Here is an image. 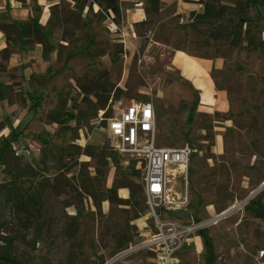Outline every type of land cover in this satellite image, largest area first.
<instances>
[{"label": "rangeland", "instance_id": "rangeland-1", "mask_svg": "<svg viewBox=\"0 0 264 264\" xmlns=\"http://www.w3.org/2000/svg\"><path fill=\"white\" fill-rule=\"evenodd\" d=\"M111 1L0 0V249L18 264H162L138 164L108 136L106 110L125 98L153 103L157 145L193 150L168 186L186 204L158 212L172 263L260 264L264 222L244 206L264 203V0H159L149 15L151 0H115L118 14ZM204 2L215 15L199 22ZM178 54L204 63L214 104ZM130 182L129 203L110 201ZM10 193L34 196L32 214ZM192 224L210 258L180 232Z\"/></svg>", "mask_w": 264, "mask_h": 264}, {"label": "built area", "instance_id": "built-area-1", "mask_svg": "<svg viewBox=\"0 0 264 264\" xmlns=\"http://www.w3.org/2000/svg\"><path fill=\"white\" fill-rule=\"evenodd\" d=\"M112 101L110 99L109 103ZM114 113L108 118V136L115 151L120 155L136 160L140 169V179L148 207L157 220L159 234L156 240L166 244L160 260L162 264H173L174 244L177 239L172 235H164L168 222L159 219V210H174L186 204L174 206L175 200L169 194V184L178 177L187 178L192 149L188 144L181 146H162L156 144V112L152 102L117 100ZM263 182L261 186H263ZM200 229L199 225H189L180 230L181 233H193ZM164 239V240H163ZM170 243V244H169ZM128 251V250H127ZM126 252L116 255L122 256ZM260 264H264V251L258 252Z\"/></svg>", "mask_w": 264, "mask_h": 264}, {"label": "trees", "instance_id": "trees-1", "mask_svg": "<svg viewBox=\"0 0 264 264\" xmlns=\"http://www.w3.org/2000/svg\"><path fill=\"white\" fill-rule=\"evenodd\" d=\"M19 1H24V0H19ZM159 5H160L159 0H151L150 8H145L146 15H149L151 13L157 12L159 10ZM203 5H204L203 14L197 17V21H199V22H206L207 18L212 17V16L215 15L214 11H213V7L210 6V4L208 2H204ZM107 8L111 9L113 11V13L118 14V7H117V4H116L115 0L111 1L110 3H108ZM244 21L245 20L242 19L240 22L242 23ZM230 36L234 37L233 39H235V40L237 38L234 30H232L230 32ZM232 41H234V40H232ZM105 106H106V101L101 103V107L104 108ZM195 109H196V103H194L191 106V110H190L188 119L192 118V114H193V111ZM105 117L106 118H110L111 117V108L110 107L107 108ZM114 187L117 188V189L121 188V187L129 188L130 189V195H129V197L127 199H119V198H117V196L115 194L113 196V198L110 199V201H114L115 200L116 202H120V203H123V202L124 203H129V199L132 198L134 196V194H135V190H134L133 185L131 184V182L130 183L116 184V186H112V188H110V190L113 189ZM5 194H6V192H5ZM33 197L34 196H30L27 199H25L24 201L22 199L20 201V199H18L17 197H14V195L12 193L8 194V198L13 200V207H15L17 211L27 212V213L29 212L30 215L32 214V211L30 209L33 207L32 206ZM244 209L246 211H248L253 217L259 218V219H261L264 222V203H261L260 201H257L255 199H250L248 201V203L244 206ZM25 221H31V218L28 217V218H26ZM1 225L2 224L0 222V227H1ZM197 234L201 236L205 248L209 251V258H210L212 256V254H213V244H212L211 238L206 233L205 228H200L197 231ZM0 259L3 260L6 263L18 264V262L16 261L15 258H12V257H10V255H8V253L5 250V248H3V250L0 249Z\"/></svg>", "mask_w": 264, "mask_h": 264}, {"label": "bare ground", "instance_id": "bare-ground-1", "mask_svg": "<svg viewBox=\"0 0 264 264\" xmlns=\"http://www.w3.org/2000/svg\"><path fill=\"white\" fill-rule=\"evenodd\" d=\"M176 59L178 64L182 67V72L184 73V75L191 78L194 85L201 90V104H214L212 82L204 68V63H201L183 54H178L176 56ZM195 244L201 251L203 247L202 240L199 236L195 237Z\"/></svg>", "mask_w": 264, "mask_h": 264}, {"label": "water", "instance_id": "water-1", "mask_svg": "<svg viewBox=\"0 0 264 264\" xmlns=\"http://www.w3.org/2000/svg\"><path fill=\"white\" fill-rule=\"evenodd\" d=\"M263 184H264V181H263Z\"/></svg>", "mask_w": 264, "mask_h": 264}]
</instances>
